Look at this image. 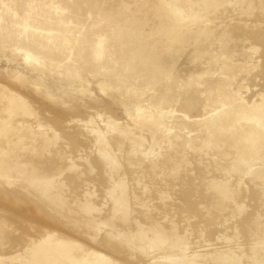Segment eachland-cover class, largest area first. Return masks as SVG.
Segmentation results:
<instances>
[{"label":"rangeland","instance_id":"obj_1","mask_svg":"<svg viewBox=\"0 0 264 264\" xmlns=\"http://www.w3.org/2000/svg\"><path fill=\"white\" fill-rule=\"evenodd\" d=\"M240 2L0 0V117L7 87L35 135L4 152L25 167L0 174V264H61L49 235L98 264H264V150L239 142L264 133V0Z\"/></svg>","mask_w":264,"mask_h":264},{"label":"bare ground","instance_id":"obj_2","mask_svg":"<svg viewBox=\"0 0 264 264\" xmlns=\"http://www.w3.org/2000/svg\"><path fill=\"white\" fill-rule=\"evenodd\" d=\"M239 2H240V0H239ZM241 2H242V0H241ZM241 2H240V4H241ZM241 5H243V4H241ZM173 7H175V5ZM240 7H242V6H240ZM248 10H245L246 13L243 14V15H246L249 12H252L253 11V9H252V11L249 10V12H247ZM174 11L181 12L179 14V16L181 15L182 18H183V15L182 14H184L185 16H188V13L186 11H184L182 9H179L178 7H175V10ZM240 12H239L238 16H240L242 14V12L241 13ZM247 18H249V17H247ZM239 39L240 38H237V36H235V38H233V41L234 42H238ZM96 54L99 55L100 53L97 51ZM189 73L190 74L187 73V75L184 76L183 81L184 80H185V82L190 81L189 78L191 76V69H190ZM1 98H2L1 100H3L6 103V105L4 106V108L2 109L1 112L2 113L3 112L4 113L5 112L9 113V117H8V119L1 118L0 117V134L2 135V137H5L6 138L5 143H0V174L1 175H8V171H10L11 169H13V168H19V167L21 168L25 164H17L11 157H9L7 155H4V152L10 151V146L12 144H14L17 147H19V150H20V148H23L21 151H23L24 148L27 149V147L30 146L28 144V140L32 137L33 130H32V127L28 123H26V122H18V123H15V124H12L11 123L12 118L14 116H16L17 114H23V116H24V114L26 115V111H28L27 114L29 116V110H27V109H29L28 108V102H27V100L23 96L19 95L18 93H15V92L11 91V89L10 88L8 89L7 87L4 88V91L2 93V97ZM263 100H264V96H263ZM260 108H264V102L262 103V105L260 106ZM32 115H34V113ZM32 115H30V116H32ZM35 115H37V113ZM28 116H26V117H28ZM138 117H139V119H142V118H140L141 116H138ZM144 119L146 121L147 118L145 117ZM140 122H141V120H140ZM145 125H147V124H144V126ZM153 125L155 126L157 124L156 123L154 124V122H153L152 126ZM41 127L43 128V125L42 124H41ZM141 128L142 127L140 126V129ZM39 129H40V127H39ZM153 130H154V128H153ZM122 132H123L124 135H126V137L128 136L131 139V143L133 142V144H134L133 146H135L137 149H142L143 148V145L145 144V142L147 140L146 137H144L141 134H137V133L133 132L131 130V127H130V129L124 130ZM43 134L44 135H42V136H44V138L46 137L45 139L47 140V134L46 133H43ZM33 136L35 137V135H33ZM48 140H50V139H48ZM239 142H240L241 148L244 149V150L245 149H253L256 152L262 153L263 150H264V147H263V145H264V133L261 132L257 136H253L250 133H246V134H244L241 137V139H240ZM47 144H49V141L47 142ZM47 146L49 147L50 145H47ZM32 150H33V148H32ZM110 150H111V148L109 146H107V147L101 149L99 151V153L107 161L106 164L108 163V166L109 167H111L113 169L114 168L116 169L117 167L120 166V163L112 155V153H111ZM24 151H26V150H24ZM35 152L36 151H33L31 153L34 154ZM47 154H49V153H47ZM60 159H62V158H60ZM72 166L71 167L74 170V165H72ZM18 170L19 169H17V172H18ZM21 170H22V168L20 169V171ZM89 171H90V169H89ZM113 184H115L114 187H112L113 190L111 188L110 191H114L115 188H120L122 190L121 191V194L116 195L115 198H114V207H115V209L116 210H121L125 214L126 213L129 214V212H132V209H130V207H129V201H128V199L125 196V192H126V184H125V181L119 180V181H117V182H115ZM111 196H112V194H111ZM165 196H163V197H165ZM79 207H81L84 210L85 213L86 212L87 213H92L95 210V207L90 202H88V201L87 202H84V203L83 202H80ZM5 229H6L5 227L0 226V233H2ZM137 239L141 240V242L144 243V245H146V243L149 242V239L146 236H140L139 235L137 237ZM73 246H74V244L68 243V241H63V240L55 239V238L52 237V235H49V236L45 237L44 239H42L33 248H36V249H39V250L50 249V250L53 251L54 257L56 256L55 253H58L60 255H64V257L61 259V264H98L96 260L99 259V260L103 261L105 259V257H106L103 254H97L94 251L89 252L88 253L89 255L84 254L82 257H78V256L72 255L70 253V251L76 249V247H73ZM219 257L222 258V261H225L226 264H242L241 261H240V259H239V257L237 258L235 256V254L234 255H232V254H222V255H219ZM93 258H95V259L93 260ZM46 260H47V258H46ZM46 260H42L41 263H44ZM53 262H54V260H53Z\"/></svg>","mask_w":264,"mask_h":264}]
</instances>
